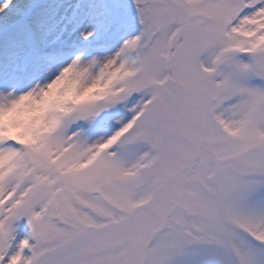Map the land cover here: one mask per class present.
<instances>
[{
  "label": "snow or ice",
  "instance_id": "1",
  "mask_svg": "<svg viewBox=\"0 0 264 264\" xmlns=\"http://www.w3.org/2000/svg\"><path fill=\"white\" fill-rule=\"evenodd\" d=\"M0 264H264V0H0Z\"/></svg>",
  "mask_w": 264,
  "mask_h": 264
}]
</instances>
